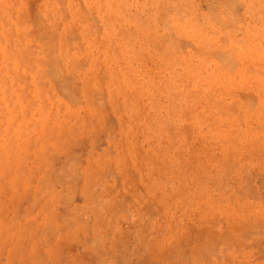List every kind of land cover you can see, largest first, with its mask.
Instances as JSON below:
<instances>
[{
    "label": "rangeland",
    "instance_id": "1",
    "mask_svg": "<svg viewBox=\"0 0 264 264\" xmlns=\"http://www.w3.org/2000/svg\"><path fill=\"white\" fill-rule=\"evenodd\" d=\"M0 264H264V0H0Z\"/></svg>",
    "mask_w": 264,
    "mask_h": 264
}]
</instances>
